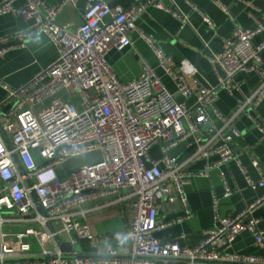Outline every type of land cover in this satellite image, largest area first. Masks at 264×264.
Instances as JSON below:
<instances>
[{"label":"built area","instance_id":"obj_1","mask_svg":"<svg viewBox=\"0 0 264 264\" xmlns=\"http://www.w3.org/2000/svg\"><path fill=\"white\" fill-rule=\"evenodd\" d=\"M77 1L0 2V14L12 12L34 20L25 29L0 36V54L9 48V41L24 45L40 32L47 33L58 50L50 63L26 83L9 88L6 96L10 112L6 120H0V264H264V254L219 250L243 230L264 244V227L252 214L264 203V194L237 214L217 212L215 226L198 243H184V234L167 240L155 234L163 227L158 220L163 200L179 201L184 208L183 214L169 223L191 217L185 185L193 175H209L212 165L220 168L224 195H229L232 187L222 166L232 158L246 173L249 186H264V173L252 178L233 149L235 137L242 132L235 119L242 112L264 135V122L254 113L264 98V41L253 42V37L264 31V18L246 27L237 22L225 47L210 49L209 59L221 69L216 85L202 81L199 69L187 59L173 66V55L141 32L179 93L189 96L191 83L196 85V100L188 103L177 99L148 63H143L137 78L124 81L106 57L111 48L132 44L130 32L148 6L172 13L181 26L190 23L177 0H133L128 6L86 0L82 22L69 28L58 19L65 6H75ZM216 2L235 18L226 4ZM203 17L215 26L208 15L203 13ZM240 71L256 72L260 82L239 98L235 112L227 115L216 103L219 88L233 93L240 85L236 78ZM181 142L193 147L183 159L169 153ZM155 144H160L159 157L151 154ZM91 152L98 153L60 171L67 160ZM212 156L217 159L210 163ZM196 158L207 160L204 168L188 169ZM253 164L258 167V160ZM98 200H103L100 206L131 202L127 243H97L85 218L97 208L87 204ZM34 225L52 242L51 249L43 245L33 250L34 241L28 238L37 236ZM84 241H92L94 249H85ZM62 242H69L72 249L62 250Z\"/></svg>","mask_w":264,"mask_h":264},{"label":"crops","instance_id":"obj_2","mask_svg":"<svg viewBox=\"0 0 264 264\" xmlns=\"http://www.w3.org/2000/svg\"><path fill=\"white\" fill-rule=\"evenodd\" d=\"M45 1L55 3L59 0ZM108 1L111 4L119 3L125 6L133 2V0ZM220 1L226 4L234 19L217 4L216 0H177L191 21L183 26L181 21L167 10L148 6L140 15L137 26L130 32L132 44L122 48H111L106 55L107 61L124 81L137 78L142 72L143 63L146 62L162 77L167 87L175 92L177 99L186 100L188 103L195 102L196 85L191 83L193 92L189 96L179 93L174 80L159 65L154 48L141 32L154 38L159 46L173 55V66L177 67L180 60L187 59L199 69L198 77L202 81L216 85L219 82L221 69L209 59L210 49L216 51L223 49L226 38L233 35L237 22L246 27L264 18V0ZM22 3L23 0H15L17 5ZM85 4L86 0H78L75 6H65L58 21L69 28H76L82 22ZM203 13L213 20L214 27L204 19ZM33 21L20 14L1 13L0 36L25 29ZM263 41L264 31L253 37L255 44ZM7 45L9 48L0 54V120H6L10 112L6 103L8 89L29 81L40 68L50 63L58 54L56 44L45 32L29 37L24 41V45L14 39ZM236 78L240 81V85L233 93H229L225 88H219L216 103L227 115L233 114L238 107V99L253 91L260 82L259 75L254 71H240L236 74ZM254 110L264 122V98ZM235 124L242 132L234 139V153L245 166L246 172L252 178L258 179L264 173V135L246 113H240L235 119ZM192 150L193 147L188 148L184 142H181L170 148L169 153L183 159ZM151 154L154 157L161 155L160 144L151 147ZM216 159L217 156H212L210 163L215 162ZM254 159L258 160V167L253 164ZM206 163V159L196 158L188 164V169H203ZM222 168L225 170L232 192L224 195V182L220 176V168L216 165L210 167L209 175H193L185 185L192 210L191 217L169 223L170 220L183 214V205L179 201H161L158 220L163 223V227L155 231L159 238L167 240L184 234V243H198L215 226L217 212L222 215L237 214L264 194V186L256 188L249 186L246 173L235 158L225 162ZM63 169L68 171L72 168L66 169L63 165ZM102 202L103 200H98L87 204L97 208L90 210L85 218L96 236L97 243L99 245L105 242L115 245L127 243V231L132 221L131 202L123 200L110 206H100ZM252 214L260 218V225L264 227V203L256 206ZM219 250L222 253L264 254V244H259L252 232L243 230L229 246H220Z\"/></svg>","mask_w":264,"mask_h":264},{"label":"rangeland","instance_id":"obj_3","mask_svg":"<svg viewBox=\"0 0 264 264\" xmlns=\"http://www.w3.org/2000/svg\"><path fill=\"white\" fill-rule=\"evenodd\" d=\"M7 119V118H5ZM98 152H91V153H86V154H82L80 156H76V157H73L71 159H69L65 164L64 166L66 167V169H69V168H73L75 166H78L94 157H96ZM60 171L63 172V166H61L60 168ZM35 228H34V232L36 231L37 232V236L36 235H32L30 236L28 239H32L34 241V246H33V250L35 251H38L43 245L48 247V248H52V242L50 240H45V234L43 232V230H40V228H38V226L34 225ZM22 227H18V229H21ZM83 246L85 249H87L88 251H91L93 250V242L92 241H84L83 243Z\"/></svg>","mask_w":264,"mask_h":264},{"label":"water","instance_id":"obj_4","mask_svg":"<svg viewBox=\"0 0 264 264\" xmlns=\"http://www.w3.org/2000/svg\"><path fill=\"white\" fill-rule=\"evenodd\" d=\"M60 247H61V249L64 250V251H68V250H71V249H72V246H71V244H70L69 242H62V243L60 244ZM77 248H78L79 250H81V249H82V245H81V244H78V245H77ZM170 259H171V258H170Z\"/></svg>","mask_w":264,"mask_h":264}]
</instances>
